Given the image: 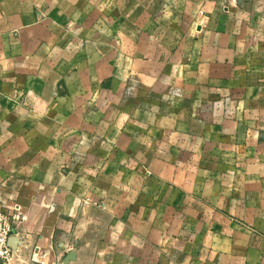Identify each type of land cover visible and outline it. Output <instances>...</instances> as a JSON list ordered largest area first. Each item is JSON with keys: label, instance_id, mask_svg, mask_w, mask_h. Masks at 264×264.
Returning a JSON list of instances; mask_svg holds the SVG:
<instances>
[{"label": "crops", "instance_id": "crops-1", "mask_svg": "<svg viewBox=\"0 0 264 264\" xmlns=\"http://www.w3.org/2000/svg\"><path fill=\"white\" fill-rule=\"evenodd\" d=\"M11 264H264V0H0Z\"/></svg>", "mask_w": 264, "mask_h": 264}, {"label": "built area", "instance_id": "built-area-1", "mask_svg": "<svg viewBox=\"0 0 264 264\" xmlns=\"http://www.w3.org/2000/svg\"><path fill=\"white\" fill-rule=\"evenodd\" d=\"M25 217L19 212L0 209V264H11L18 256L19 250L15 246V228L23 222ZM54 264H63L60 262Z\"/></svg>", "mask_w": 264, "mask_h": 264}]
</instances>
